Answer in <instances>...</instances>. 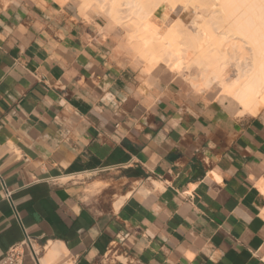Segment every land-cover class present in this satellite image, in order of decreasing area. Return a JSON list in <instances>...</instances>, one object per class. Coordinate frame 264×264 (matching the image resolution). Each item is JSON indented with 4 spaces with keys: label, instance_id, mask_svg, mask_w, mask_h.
Returning a JSON list of instances; mask_svg holds the SVG:
<instances>
[{
    "label": "crops",
    "instance_id": "obj_1",
    "mask_svg": "<svg viewBox=\"0 0 264 264\" xmlns=\"http://www.w3.org/2000/svg\"><path fill=\"white\" fill-rule=\"evenodd\" d=\"M59 2L0 0V260L28 236L41 264H264V119Z\"/></svg>",
    "mask_w": 264,
    "mask_h": 264
},
{
    "label": "bare ground",
    "instance_id": "obj_2",
    "mask_svg": "<svg viewBox=\"0 0 264 264\" xmlns=\"http://www.w3.org/2000/svg\"><path fill=\"white\" fill-rule=\"evenodd\" d=\"M79 3L82 15L106 19L102 34L123 37L120 49L130 55L136 52L134 64H145L144 73L182 75L192 91L246 111L264 106V0ZM259 186L264 192V181ZM55 252L62 256L53 250L51 254ZM42 264L50 263L46 259Z\"/></svg>",
    "mask_w": 264,
    "mask_h": 264
},
{
    "label": "rangeland",
    "instance_id": "obj_3",
    "mask_svg": "<svg viewBox=\"0 0 264 264\" xmlns=\"http://www.w3.org/2000/svg\"><path fill=\"white\" fill-rule=\"evenodd\" d=\"M57 1V0H56ZM74 1V0H73ZM121 1H123V0H121ZM145 1V0H144ZM147 1H150V0H146V2ZM60 3V2H59ZM116 3H118V2H116ZM62 4V3H61ZM77 7H78V5H77ZM79 10V9H78ZM101 17H103V16H101ZM104 18V17H103ZM128 19V18H127ZM126 19V20H127ZM104 20H106L105 18H104ZM122 38L123 37H117V39H118V42H119V45H120V42L122 41ZM120 40V41H119ZM135 54H137L136 52L135 53H133V55H135ZM130 57H131V59H132V61H133V63H134V61H135V56H133V55H130V54H128ZM136 68H140V69H144V68H146V65L145 64H142V66H137ZM181 79L183 78V76L181 75V76H179ZM196 95H198L204 102H206V103H216V104H220L222 107H224L227 111H229L230 113H232L233 115H236V116H243V115H253V116H258V117H261L262 119H264V106L263 105H260L258 108H252L251 110H249V111H246V110H244L243 108H241V107H238V106H235V105H233V104H231V103H221V102H219V101H217V98H212V97H210L207 93H198V92H196V91H193ZM211 100V101H210ZM260 187V186H259Z\"/></svg>",
    "mask_w": 264,
    "mask_h": 264
},
{
    "label": "built area",
    "instance_id": "obj_4",
    "mask_svg": "<svg viewBox=\"0 0 264 264\" xmlns=\"http://www.w3.org/2000/svg\"><path fill=\"white\" fill-rule=\"evenodd\" d=\"M5 188V184L3 183ZM5 195L8 199H11V193L5 188ZM22 244H26L31 249V254L34 259L40 263L38 258L39 252L36 251L35 246L31 239L27 236L23 242L13 245L6 253L5 257L0 260V264H23V252L20 249ZM41 264V263H40Z\"/></svg>",
    "mask_w": 264,
    "mask_h": 264
}]
</instances>
